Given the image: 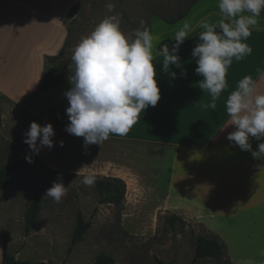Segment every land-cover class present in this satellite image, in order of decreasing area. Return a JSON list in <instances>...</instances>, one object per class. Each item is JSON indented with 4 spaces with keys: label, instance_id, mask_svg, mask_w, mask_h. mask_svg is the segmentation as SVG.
<instances>
[{
    "label": "crops",
    "instance_id": "crops-1",
    "mask_svg": "<svg viewBox=\"0 0 264 264\" xmlns=\"http://www.w3.org/2000/svg\"><path fill=\"white\" fill-rule=\"evenodd\" d=\"M73 1L0 0V96L12 103V113L17 107L25 116L13 131L24 133L33 121L42 126L51 123L54 147L38 154L47 166L123 180L120 224L125 229L126 223L144 224V215L158 212L194 220L205 228L201 219L207 215L233 227L239 215L248 219L253 208L264 206V158H254L251 151L227 139L235 126L225 110L227 96L244 76H252L258 91L264 92V13L246 41L251 55L233 59L226 75L228 88L212 110L205 107L211 96L199 87L203 77L195 72L198 65L191 53L202 31L199 24H216L222 15L218 0L206 7L197 0L154 42L153 64L161 96L157 105L146 108L126 136L111 134L101 146L88 145L85 151L84 138L65 131L70 121L64 93L72 86L70 79L41 88L49 56L63 42V17ZM185 22L191 23L192 31L180 46V64L164 71L163 45L171 49L176 31ZM249 142L255 151L264 138L250 137Z\"/></svg>",
    "mask_w": 264,
    "mask_h": 264
},
{
    "label": "rangeland",
    "instance_id": "rangeland-1",
    "mask_svg": "<svg viewBox=\"0 0 264 264\" xmlns=\"http://www.w3.org/2000/svg\"><path fill=\"white\" fill-rule=\"evenodd\" d=\"M191 1L75 0L65 9L63 42L51 56L57 55L58 61L71 63L74 47L109 15L106 10L108 2L113 3L115 11L122 14L121 28L125 33L140 27L143 21L145 27L150 26L155 42L175 23H167L162 17L181 13ZM213 1L203 0L202 5L210 6ZM74 5L77 7L71 11ZM47 11L50 15L49 6ZM59 12L60 9L57 16ZM71 75L70 69L66 70L56 83L70 79ZM11 104L9 99L0 96V168L24 155L32 156L34 161L28 163L26 160L9 186L0 192V231L8 232L9 251L15 258L31 262L46 260L51 264H91L99 252H106L113 256V264H157L156 259L165 264H191L196 237L215 234L224 242L226 253L219 258H200L192 264H241L246 259L264 264V256L259 255L264 250V206L253 208L248 219L239 215L233 227L225 221L204 215L201 220L207 228L191 219H187L183 227L176 224L171 228L164 221L167 213L158 212L144 215L147 220L144 224L126 223V229L121 224L119 228L115 224L119 206L99 204L95 187L84 186L82 175L50 168L43 158L34 155L23 143V131L16 133L13 128L15 123L24 122L25 116L17 107L12 113ZM58 176L68 187V194L59 203L46 197L53 183L61 182ZM42 184L41 210L32 229L24 233V210L33 192ZM77 209L90 224L83 239L71 245L70 234Z\"/></svg>",
    "mask_w": 264,
    "mask_h": 264
},
{
    "label": "clouds",
    "instance_id": "clouds-1",
    "mask_svg": "<svg viewBox=\"0 0 264 264\" xmlns=\"http://www.w3.org/2000/svg\"><path fill=\"white\" fill-rule=\"evenodd\" d=\"M218 8L222 19L216 24L204 21L199 24L202 31L191 53L198 65L195 72L203 77L199 87L211 96V103L205 107L212 110H216L217 101L228 88L226 75L233 59L240 61L252 53L246 41L264 11V0H218ZM106 10L109 15L74 47L69 64L72 86L64 93L70 121L65 131L83 137L85 151L88 145L101 146L111 134L126 136L141 113L149 106L155 107L161 98L153 64L156 37L143 21L140 27L125 33L121 28L122 14L115 11V5L108 2ZM191 31V23L185 22L176 31L171 49L168 44L163 45L164 71L180 64L179 49ZM225 110L230 125L235 126L227 139L241 150L251 151L254 158H264V142L255 151L249 142L250 137L264 138V92L258 91L252 76H244L237 82L236 89L227 96ZM54 135L51 123L42 126L33 121L23 133V143L38 155L43 148L54 147ZM25 158L28 163L34 162L32 156ZM76 175H82L84 186H95L94 173L83 174L80 169ZM58 180L61 182H54L46 192V197L57 203L68 194L62 178L58 176ZM259 255L264 256V250ZM241 264L256 262L246 259Z\"/></svg>",
    "mask_w": 264,
    "mask_h": 264
},
{
    "label": "trees",
    "instance_id": "trees-1",
    "mask_svg": "<svg viewBox=\"0 0 264 264\" xmlns=\"http://www.w3.org/2000/svg\"><path fill=\"white\" fill-rule=\"evenodd\" d=\"M197 0H192L187 8L176 15H166L162 17V20L167 23H173L183 18L191 6ZM77 5L71 7V11L76 9ZM262 11L261 14H263ZM150 30V26H146ZM70 63L58 61V56L54 55L49 57L48 68L43 72L41 78V88L45 89L56 85V80L69 69ZM24 155L17 161L7 164L0 168V192L6 189L14 174L19 170L26 161ZM95 189L98 194V203H111L115 206H119V210L116 214L115 224L120 228V211L122 208V201L125 192V183L123 180L116 177H102L96 178ZM44 194V184L40 185L32 194V198L23 213V230L24 233H28L34 226L39 212L42 206V198ZM165 224L174 228L176 224L180 227L185 225V221L177 215H168L164 217ZM89 221L85 220L82 212L77 209L75 213V222L70 234L71 245L80 242L87 230L89 229ZM0 243H1V264H42L43 261L31 262L25 259H17L9 251V234L6 231H0ZM226 253V247L224 242L215 234L209 236L199 235L194 241L193 255L191 264L200 258H219ZM114 258L111 254L106 252H99L93 259L91 264H113ZM157 264H165L159 259H156ZM47 264H51L47 262ZM168 264V263H167ZM232 264V263H231Z\"/></svg>",
    "mask_w": 264,
    "mask_h": 264
}]
</instances>
